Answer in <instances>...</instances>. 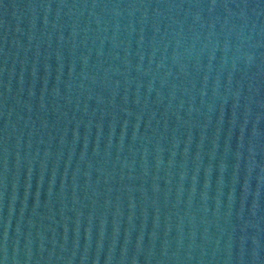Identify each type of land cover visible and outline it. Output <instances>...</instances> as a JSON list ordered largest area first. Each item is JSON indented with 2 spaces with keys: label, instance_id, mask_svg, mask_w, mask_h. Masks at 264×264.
<instances>
[{
  "label": "water",
  "instance_id": "water-1",
  "mask_svg": "<svg viewBox=\"0 0 264 264\" xmlns=\"http://www.w3.org/2000/svg\"><path fill=\"white\" fill-rule=\"evenodd\" d=\"M0 264H206L0 99Z\"/></svg>",
  "mask_w": 264,
  "mask_h": 264
}]
</instances>
